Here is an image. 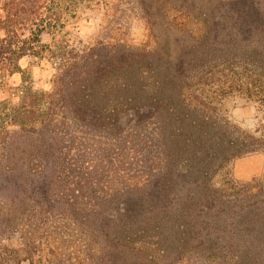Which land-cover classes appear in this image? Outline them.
Segmentation results:
<instances>
[{"label": "trees", "instance_id": "trees-1", "mask_svg": "<svg viewBox=\"0 0 264 264\" xmlns=\"http://www.w3.org/2000/svg\"><path fill=\"white\" fill-rule=\"evenodd\" d=\"M128 4L149 26L153 50L55 38L78 10L112 17ZM24 57L50 64L48 91L33 88ZM13 74L18 101L0 102V187L12 188L10 201L20 196L40 214L68 216L76 207L68 191L84 187L79 213L106 246L120 245L108 253L120 264H172L166 246L157 258L148 254L150 234L157 246L174 231L179 243L187 233L204 243V230L237 223L227 218L236 200L223 199L235 193L210 181L230 160L264 154V0H0V84ZM234 92L254 105L251 132L236 134L210 115ZM94 140L97 164L85 153ZM125 175L133 182L124 184ZM243 185L253 202L237 218L248 237L229 239L249 247L264 242V183Z\"/></svg>", "mask_w": 264, "mask_h": 264}, {"label": "rangeland", "instance_id": "rangeland-1", "mask_svg": "<svg viewBox=\"0 0 264 264\" xmlns=\"http://www.w3.org/2000/svg\"><path fill=\"white\" fill-rule=\"evenodd\" d=\"M187 28L195 34L199 33V26L195 23H188ZM62 37L74 44L103 42L147 51L156 47V40L149 26L132 4L119 6L112 17H106L102 11L78 10L74 18L65 21L61 33L55 36L56 39ZM51 38L50 35L43 34L41 41L50 43ZM167 42L169 43V40ZM20 65L29 73L34 89L48 91L51 88L53 70L46 60L24 57L20 60ZM19 87L18 74L6 77L0 84V102L15 104L20 94ZM210 115L226 119L235 128L236 134L251 132L256 125L254 105L237 92L221 97L217 102V109L210 111ZM97 142L94 140L85 143V153H89L86 159L96 162L92 164H97L98 160V153L94 150V144ZM130 155L129 152L128 156ZM108 176L105 175L104 179H108ZM122 182L130 184L133 179L125 175ZM254 182L264 183L263 153L240 156L222 165L211 178L210 184L223 193H235L224 196L223 199L232 202L236 200L235 206L228 210L229 217H226L237 223L227 229L221 227L204 230L202 234H207L204 235V243H192V234L188 233L183 237L187 241L179 243V233L174 231L172 234L164 233L167 241L157 246L158 238L150 234L143 239L150 248L148 254L157 258L156 255L162 253L161 249L167 247L168 261H172V264H264V242L254 241L248 247L235 244V236L232 241L229 239L233 232L248 237L247 230L238 223L237 217L242 212V205L253 202V199L244 198L246 192L243 184ZM109 183L118 187L117 182ZM232 185L235 189L229 188ZM9 191H12V188L0 187V264H120L117 260L109 262L108 258L110 252L113 256L118 254L120 245L114 241L106 246L103 234L99 231L95 235L90 233L88 218L84 221L83 215L79 213L86 208L87 200L82 194L84 187L82 191L72 195L71 190L68 191L76 205L75 211L71 209L68 216L59 212L40 214L36 207L33 209L31 204L20 202V199H23L20 196L10 201L7 196ZM73 212L77 214L73 216ZM220 215L225 216L223 212ZM172 238H175L172 241L174 243L170 242ZM177 244L182 248L180 251L175 248Z\"/></svg>", "mask_w": 264, "mask_h": 264}]
</instances>
